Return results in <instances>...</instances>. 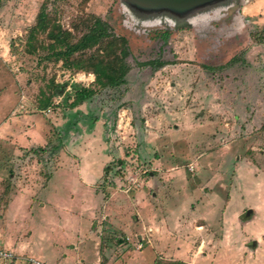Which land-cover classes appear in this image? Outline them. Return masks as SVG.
<instances>
[{"label": "rangeland", "instance_id": "rangeland-1", "mask_svg": "<svg viewBox=\"0 0 264 264\" xmlns=\"http://www.w3.org/2000/svg\"><path fill=\"white\" fill-rule=\"evenodd\" d=\"M43 6L49 24L70 32L73 41L88 32L95 18L104 22L109 37L76 58L85 60L94 53L106 62L126 49L125 84L99 88L91 68H69L50 58L54 41L47 31H37L29 41ZM58 86L65 87L56 95ZM74 87L90 88L95 95L72 109ZM12 90L24 107L20 111L34 106L40 114L43 104L58 103L49 119L53 141L49 153L42 156L49 160L48 171L60 162L57 153L66 144L81 148L79 137L100 126L102 132L94 138L111 154L109 167L115 170L123 161L129 166L133 191L150 175L153 192L169 183L182 181L191 188L197 183L203 192L213 194L209 204L201 207L214 216L212 231L204 230L203 235L208 232L212 239L221 234L217 226L224 211L230 224L234 218L245 224L229 226L235 241L230 248L217 246V264H264V256L257 257L264 253V242L256 239L264 233V0H0V121L12 101ZM4 92L8 95L1 98ZM66 92L72 97L67 104ZM89 116L98 121L92 123ZM251 161L259 175L246 172L241 176L246 182L244 197L231 195L232 203H224L225 193L238 190L237 165ZM254 179L262 180V190ZM221 180L230 188L221 189L220 195L213 182ZM126 187L123 191L129 192ZM219 196L221 205L220 200L214 201ZM154 208L163 211L160 205ZM108 226L95 228L94 238L103 246L112 244L123 264H184L169 259L168 253L148 251L143 257V249L131 243L130 249L113 239L108 242L112 230ZM245 234L252 237L244 255L237 249ZM132 240L136 243L135 237ZM50 241L62 243L58 235ZM82 248V254L71 257L87 261L94 256L89 248ZM251 252L255 259L250 262ZM206 255L210 253L204 249L197 259ZM147 257L148 262H143ZM46 258V264L55 263L50 254Z\"/></svg>", "mask_w": 264, "mask_h": 264}, {"label": "crops", "instance_id": "crops-1", "mask_svg": "<svg viewBox=\"0 0 264 264\" xmlns=\"http://www.w3.org/2000/svg\"><path fill=\"white\" fill-rule=\"evenodd\" d=\"M7 95L4 92L1 98ZM9 95L12 101L0 121V248L10 250L21 258H34L43 262L48 259L46 255L50 254L55 262L53 264H123L117 259L114 252L116 248L112 244L103 246L94 238L97 236L95 228L100 229L107 224L112 229L108 232V242L113 239L126 247L131 243L137 250L143 249V257L149 251L168 253L169 259L175 262L182 260L184 264H198L199 261L202 264H217V246L225 244L232 247L235 240L232 239L229 226L234 222L238 227L245 224L239 218H234L230 224L231 220L227 222L229 219L221 208L224 213L221 216L219 214L217 226L222 230L221 234L213 235L212 239V234L208 232L203 235L204 230L212 229L214 218L211 212L207 215L206 211H201V207L208 205L213 195L208 191L203 192V186L196 183V187L191 188L181 181L178 184L160 185L153 192L149 188L153 181V175H150L142 187L133 191L135 187L129 183L125 184L127 187L121 188L112 175H109L111 180H106V168L112 160L106 145L97 143L98 140L94 138L102 132L100 126L95 127V132L79 137L77 143L81 144V148L78 145L74 148L76 143L66 144L57 153L60 162L48 171L49 160H43L42 156L49 153L53 141L49 121L52 114L45 115L43 111L38 114L34 106L28 105L31 108L29 111L25 104L26 109L20 111L19 108L24 107L18 105L13 90L9 91ZM42 160L46 161L45 165ZM244 164L237 165L240 177L234 185L238 190H233L232 194L225 193L226 204L232 203L233 195L237 199L244 197L242 190L246 182L241 176L249 171L254 172V176L260 173L254 162ZM116 172L118 167L112 174ZM201 173L207 172L201 170ZM255 179L257 189L262 190V180L259 182ZM213 183L220 190L226 189L228 192L230 188L229 183L223 180ZM125 187L129 192L123 191ZM219 198L214 201L220 200L218 204L221 205L223 197ZM154 204L160 205L163 211L154 208ZM167 223H171L173 228ZM56 235L62 243L50 241ZM251 237L245 234L241 238V247L237 249L239 253L245 255ZM256 239L264 242V233L257 235ZM84 246L94 254L91 259L88 257L85 261L82 257H71L78 252L82 254ZM204 249L210 255L197 259L198 253ZM251 253L250 262L255 259L254 252ZM262 256L264 253L257 254V257ZM145 261L148 262V257L143 259Z\"/></svg>", "mask_w": 264, "mask_h": 264}, {"label": "trees", "instance_id": "trees-1", "mask_svg": "<svg viewBox=\"0 0 264 264\" xmlns=\"http://www.w3.org/2000/svg\"><path fill=\"white\" fill-rule=\"evenodd\" d=\"M44 8L45 7L43 6V10H41L38 14L36 25L29 33V41L34 40L37 31H47L48 39L54 41V43H52L50 46L52 50L51 54L49 55L50 58H54L55 61L63 62V64L69 68H91L95 76V83L99 88H117L125 84V76L128 72V67L125 62V57L127 54L126 49H122L119 56L113 58L111 61L106 62L94 53L90 54L85 60L76 58L79 56V54L99 46L105 41V39L109 37V34H107V25L104 22L95 18L93 26L89 28L88 32L82 34L81 37L76 41H73L70 32L62 31L60 26L56 24H49ZM68 63L70 64L68 65ZM64 87L65 86L56 87V89L58 88L56 95H58L60 89H63ZM73 90L74 98L69 105V107L72 109L85 103L89 98L95 95V91L90 88L74 87ZM64 97L65 104H67L69 99L72 98L68 92L65 93ZM57 105H55L54 102L53 104L49 105L47 102L40 106V111H44L53 107V112ZM88 118H90L92 123H96L98 121L97 118L92 116H89ZM57 147L58 146H56L53 150H57ZM124 164L125 162L123 161L118 168V172L114 173L112 178L127 184V176L129 174L127 167L129 166L125 167ZM113 171L114 170L111 167L106 168V180L112 179L109 175Z\"/></svg>", "mask_w": 264, "mask_h": 264}, {"label": "built area", "instance_id": "built-area-1", "mask_svg": "<svg viewBox=\"0 0 264 264\" xmlns=\"http://www.w3.org/2000/svg\"><path fill=\"white\" fill-rule=\"evenodd\" d=\"M83 77H85V75H82ZM93 78L91 79V81L93 82L94 80V76H92ZM58 103L55 102V105H57ZM43 113L45 115L52 113V109L49 108L45 111H43ZM192 170V169H190ZM128 183H132V185H134L135 183H133V181L131 182L130 179H127ZM131 185V184H130ZM141 246H138V249H140ZM15 262H19L22 264H46L45 262L41 261V260H37L34 258H21L19 256H16L13 252H11L10 250L4 249V248H0V264H14Z\"/></svg>", "mask_w": 264, "mask_h": 264}, {"label": "water", "instance_id": "water-1", "mask_svg": "<svg viewBox=\"0 0 264 264\" xmlns=\"http://www.w3.org/2000/svg\"><path fill=\"white\" fill-rule=\"evenodd\" d=\"M249 214H251L250 212H248L247 214H246V216H248Z\"/></svg>", "mask_w": 264, "mask_h": 264}]
</instances>
